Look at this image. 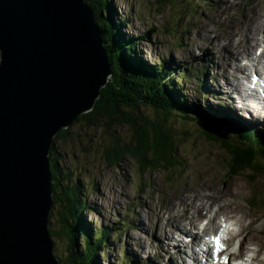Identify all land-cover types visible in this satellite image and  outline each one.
Masks as SVG:
<instances>
[{"label": "rangeland", "instance_id": "obj_1", "mask_svg": "<svg viewBox=\"0 0 264 264\" xmlns=\"http://www.w3.org/2000/svg\"><path fill=\"white\" fill-rule=\"evenodd\" d=\"M109 3L111 14L107 15L104 11L103 15L112 17L116 24L122 25L118 30L123 38L134 39V55L137 54V59L152 66L164 61L168 68L178 71L188 68L191 76L182 80L179 86L178 79L173 78L175 88L184 92L187 103L240 121L228 112L229 107L237 102L235 92L233 98L216 85L222 83V75L229 78V74L223 73V69L230 64L235 65L227 59L222 47V37L228 41L238 40L243 28L254 24L248 21L249 14H253L255 10L264 11V0H110ZM235 22L240 26L235 25ZM148 31V38H145ZM233 36L236 38L232 39ZM255 36L253 33L252 39ZM100 41L104 48L101 38ZM259 51L261 49L254 52L257 54ZM232 73L230 72V77L234 76ZM196 75L200 82L196 80ZM198 85L204 90L205 98L200 95L196 97V93L201 94L196 89ZM242 110L246 111L248 107L244 106ZM151 114L137 110L135 116L131 115V123L134 122L140 128L144 124H152L150 122L155 120L152 111ZM236 115L242 119L240 127L264 132V120H259L255 125L249 119V124L241 110H236ZM96 121L98 124L95 127H86L83 121L74 123L65 138L56 142L60 152V165L73 172L70 177L72 183L79 182L83 187L88 205L86 211L81 213L85 224L92 229L115 228V232L110 235L105 255L100 252L94 260L95 264H181V254H164V241L177 239V231L173 227L163 232V226L168 222L169 211L181 213L177 205L179 196L190 193L194 206L200 204L209 207L206 203L208 200H217L225 205L226 199L233 198L234 206L228 203L232 209L224 206V210L240 212L244 227L249 230L229 244L239 246L240 239L241 245L243 244L241 251L249 248L247 251L252 249L249 256L253 257L255 252H260L264 258V180L258 179L251 183L243 174L240 177L228 176L223 165L225 153L216 146H210L194 131L176 124V132L187 131L190 134L186 139H179L183 142L177 148L184 160L183 165L181 163V166L169 174L162 171L152 173L149 170L142 172L136 161L127 157L122 158L119 164H109L105 160L104 150L111 144L115 145L109 139L118 138L121 145L125 146L132 141L133 129L126 125L127 122L112 126L111 122L115 121L113 118L102 117ZM173 122L169 121L171 124ZM205 124L209 128V123ZM215 127L226 135L222 126ZM195 130L198 132L197 128ZM228 186L234 189V194L224 195L229 193L226 191ZM254 194L258 195L259 201L257 200L256 205H251L249 202L252 196H256ZM167 203L170 204L169 209H166ZM194 211L196 212L194 207L188 209L190 216L196 220ZM222 215L224 213H214L216 218ZM52 217L54 223L50 220L49 229L53 226L57 231L58 218L54 215ZM218 221L223 223L219 218L216 224ZM227 222L234 232L240 231L239 226L233 227L234 222ZM198 225L196 223L192 226L197 228ZM186 227L192 229L191 226ZM218 229H207V234L216 235ZM186 232L197 235L190 230ZM51 239L53 254L62 255L65 251L63 240L56 237ZM123 256L127 258L125 263Z\"/></svg>", "mask_w": 264, "mask_h": 264}, {"label": "water", "instance_id": "obj_2", "mask_svg": "<svg viewBox=\"0 0 264 264\" xmlns=\"http://www.w3.org/2000/svg\"><path fill=\"white\" fill-rule=\"evenodd\" d=\"M94 18L84 0H0V264H59L49 155L110 75Z\"/></svg>", "mask_w": 264, "mask_h": 264}, {"label": "trees", "instance_id": "obj_3", "mask_svg": "<svg viewBox=\"0 0 264 264\" xmlns=\"http://www.w3.org/2000/svg\"><path fill=\"white\" fill-rule=\"evenodd\" d=\"M84 1L94 13V20L110 65V75L93 109L79 116L74 123L83 121L86 127H95L98 124L96 120L104 117L115 120L111 122L112 126L127 122L126 125L133 129L132 141L125 146L121 145L118 138L109 139L111 143L115 142V145L111 144L104 150L105 160L109 164H119L122 158L127 157L136 161L142 172L149 170L152 173L162 171L169 174L181 166V163L183 165L184 160L177 149L179 144L183 143L179 139H186L190 134L187 131L176 132L175 127L178 125L194 131L210 146H216L225 153L223 165L228 176L240 177L243 174L251 183L258 179L264 180L263 131L232 124L226 117L222 118V121L229 123L230 128L225 132V136L224 134L220 136L213 129H209L210 126L206 128L200 125L198 122L203 117L204 110L187 103L184 92L176 89L173 83V78L178 79V86L182 80L188 79L191 76L188 68H183L184 70L180 72L168 68L164 61L152 66L142 59H137L134 55L136 45L134 39L123 38L118 30L122 25L116 24L112 17L103 15L104 11L107 15L111 12L110 0ZM149 32L145 33V38H148ZM196 80L200 82L198 75ZM196 89L201 92L196 93V97L200 95L205 98L204 90L199 86ZM137 110L145 114L147 112L151 114L152 111L155 121H149L152 124H144L141 128L134 122L131 123L133 121L131 115L135 116ZM170 120L174 122L171 124ZM203 120L205 121L204 118ZM69 128L62 129L55 137L49 155L53 196L48 220L50 225V220L54 223L52 215L56 216L59 229L55 231L52 226L51 230L48 228V233L50 239L56 237L63 240L64 253L55 254L59 258H57L59 264H95L94 260L100 252L101 255H105L110 235L115 232V228L92 229L83 220L81 213L88 207L83 187L79 182L74 184L70 181L73 172L60 165L58 158L60 152L56 146L57 140L64 139ZM254 195L257 197L252 196L249 202L251 205H256L259 201L258 195ZM126 261L127 258L123 256V263Z\"/></svg>", "mask_w": 264, "mask_h": 264}, {"label": "bare ground", "instance_id": "obj_4", "mask_svg": "<svg viewBox=\"0 0 264 264\" xmlns=\"http://www.w3.org/2000/svg\"><path fill=\"white\" fill-rule=\"evenodd\" d=\"M248 21H251L254 24L251 27L243 28V30L238 35L239 36L238 40L228 41V40H226V38L222 37V40H223L222 47L226 53L227 59L231 63L234 62L235 65L230 64V62H229V64H230V65H228L229 68L227 66L226 69H223V73L224 72H225V74L228 73L229 78H226L224 75H222V83L216 84L217 88L219 90H221V89H222V91L224 90V92L227 93L228 95H230L231 97H233L232 95L235 92V97L237 99V102L235 101V104L233 107H229L228 112L231 115L233 114L234 117L236 116L240 121H238L237 119L236 120L229 119V117L226 115L225 116L218 115V113L214 112L213 110H211L212 112L211 111L208 112V110H207L208 108H207V109H204V112L202 113L203 117H201L200 118L201 120L198 122L200 125H202L203 127H206V128H207V126L205 123H209L207 125H210V127H212L213 130L215 132H217L220 136H222L223 133L220 132L219 130H217L215 126H222V129L224 132H226L230 128L229 123H227L226 121H222V118L226 117L228 122H232V123L240 126L242 119H240V117H238L239 115H236V110H241V113L243 114L242 116H244V117H246V119H248L247 122L249 124L251 122H253L256 125V122H258L259 120H261V121L264 120V104H263L264 102L262 101V99L260 98V103L250 101V100L254 99V96L250 95L246 91H242L240 89V87L242 86L240 81L243 79H247L248 76L250 75V74L248 75L249 65L247 63L251 64V62H254V61L258 62L260 59H264V11L259 12V11L255 10V12L253 14H249ZM235 25L240 26L236 22H235ZM232 28H235V26H233ZM253 33H255L256 36L252 39ZM260 35H262V36H260ZM236 36H233L232 39H235ZM258 49H261V57L260 58H256V55L254 52V51H257ZM234 67H235V69H234ZM251 67H253V65H251ZM230 72H233L232 74L234 76L230 77ZM198 86H200V85H198ZM238 91H240L239 94H238ZM244 106L248 107V110L243 111L242 108ZM206 114H207V116H206ZM210 117H214V119H210ZM215 117L219 118V120H217ZM203 118L207 122H203L204 121ZM249 119L251 120V122H249ZM225 146L226 145H224V147ZM227 190L229 191V193H224V195L234 194L233 188L229 187L226 189V191ZM191 194L192 193H190V195ZM190 195L181 194V196H179V200H177V205H179V207L181 209V213L169 211V215L167 218L168 222H166L163 226V232L167 231V229H169V228L173 229V227L177 231V233L175 234L177 239H175V240L173 239L170 241H164L166 244V246L164 245L165 246L164 250H163L164 254H166L167 252H169V253L171 252L174 254L175 253L181 254L179 257L181 264H197L196 263V261H198L197 260V251L201 252L200 251L201 250L200 242L202 240V235L203 236L207 235V229H209V230L214 229V227L217 225L216 224L217 219L220 218V220L223 221V223H221V224L223 225V228H225V229L228 228L226 226V223H225L226 221L234 222L233 227L239 226V229H240L239 232H234L229 227V229H230L229 233L231 235L226 241L227 244H229V242L230 243L235 242V240H234L235 238L239 237V235H241V233L242 234L248 233V230H249V228L246 229L244 227V222H243L242 217L240 216L241 215L240 212H236V211L234 212L232 210H229V211L224 210V206L229 208V209H232L229 204H232L234 206L233 198L232 199H226L225 205H223L222 202H219V201L217 202V200H208V202H206V203L209 204V207L208 206L204 207V206H201L200 204L198 206H194L193 202L191 201L193 199V197ZM224 195H222V197L225 198ZM198 202L200 203L199 200H198ZM169 206H170V204L167 203L166 209H169ZM191 207H194L196 210V212L195 211L193 212L196 220L194 219L193 216H190V214L188 212V209ZM209 208H211V210H208ZM236 208H237V206H236ZM209 211H210V213H209ZM215 212H216V214L224 213V215L216 218V217H214ZM204 219L206 221L204 232H201L203 230V227L200 228V226H199V230H198V228H194V226H192L196 223H198L200 225L202 223L200 220H204ZM232 222H230V224H232ZM186 224H188V225H186ZM186 226H191L194 229H188V227H186ZM185 230L186 231L190 230L191 232H195L197 235H193V234L188 235V233ZM198 232L200 234H198ZM172 236H174V235H172ZM172 238H175V237H172ZM204 244L205 245H211V243H209L208 241H205ZM209 248L212 249L211 246H209ZM248 249H244L242 251L240 249L237 253L232 254L233 259L239 258L240 260H243L245 255L249 256L248 253L252 251V249H251V251H247ZM233 250L237 251V249H235V248ZM160 255H162V254H160ZM254 255L255 256H253V257L249 256L250 260L246 259V263H244V261H240V264H264V258L261 257L260 252H255ZM59 263H60V261H59ZM147 264H150V263L148 262ZM228 264H230V263H228Z\"/></svg>", "mask_w": 264, "mask_h": 264}, {"label": "snow or ice", "instance_id": "obj_5", "mask_svg": "<svg viewBox=\"0 0 264 264\" xmlns=\"http://www.w3.org/2000/svg\"><path fill=\"white\" fill-rule=\"evenodd\" d=\"M215 241H216V243H217V246L219 247V238H218V237L215 238Z\"/></svg>", "mask_w": 264, "mask_h": 264}]
</instances>
